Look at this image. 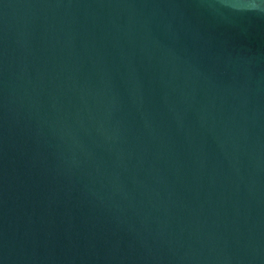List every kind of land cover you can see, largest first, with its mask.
Returning <instances> with one entry per match:
<instances>
[{
    "label": "water",
    "instance_id": "water-1",
    "mask_svg": "<svg viewBox=\"0 0 264 264\" xmlns=\"http://www.w3.org/2000/svg\"><path fill=\"white\" fill-rule=\"evenodd\" d=\"M234 0H0V264H264V15Z\"/></svg>",
    "mask_w": 264,
    "mask_h": 264
},
{
    "label": "clouds",
    "instance_id": "clouds-1",
    "mask_svg": "<svg viewBox=\"0 0 264 264\" xmlns=\"http://www.w3.org/2000/svg\"><path fill=\"white\" fill-rule=\"evenodd\" d=\"M233 11L264 15V0H234Z\"/></svg>",
    "mask_w": 264,
    "mask_h": 264
}]
</instances>
